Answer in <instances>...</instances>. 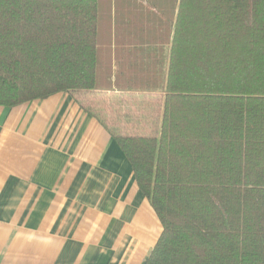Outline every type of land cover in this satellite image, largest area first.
Returning a JSON list of instances; mask_svg holds the SVG:
<instances>
[{
  "label": "trees",
  "instance_id": "1",
  "mask_svg": "<svg viewBox=\"0 0 264 264\" xmlns=\"http://www.w3.org/2000/svg\"><path fill=\"white\" fill-rule=\"evenodd\" d=\"M162 1L0 0V106L66 92L112 134L160 222L145 264H264V0ZM122 13L168 46L151 84L111 81Z\"/></svg>",
  "mask_w": 264,
  "mask_h": 264
},
{
  "label": "crops",
  "instance_id": "2",
  "mask_svg": "<svg viewBox=\"0 0 264 264\" xmlns=\"http://www.w3.org/2000/svg\"><path fill=\"white\" fill-rule=\"evenodd\" d=\"M124 15L111 81L151 84L168 46L129 44L151 27ZM160 231L112 134L70 94L0 106V264H145Z\"/></svg>",
  "mask_w": 264,
  "mask_h": 264
},
{
  "label": "rangeland",
  "instance_id": "3",
  "mask_svg": "<svg viewBox=\"0 0 264 264\" xmlns=\"http://www.w3.org/2000/svg\"><path fill=\"white\" fill-rule=\"evenodd\" d=\"M156 2H158L159 4H164L165 1H162V0H154ZM138 21L142 22V18L141 19H138Z\"/></svg>",
  "mask_w": 264,
  "mask_h": 264
}]
</instances>
